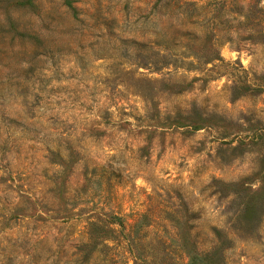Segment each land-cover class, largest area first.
Segmentation results:
<instances>
[{
  "label": "rangeland",
  "instance_id": "obj_1",
  "mask_svg": "<svg viewBox=\"0 0 264 264\" xmlns=\"http://www.w3.org/2000/svg\"><path fill=\"white\" fill-rule=\"evenodd\" d=\"M242 84L263 87L236 95ZM192 108L224 127L156 122ZM261 133L264 0H0V264H79L108 211L142 228L152 264L186 262L185 220L200 251L226 234L223 264H264V197L241 230L238 199L213 183L263 186L264 137L238 140Z\"/></svg>",
  "mask_w": 264,
  "mask_h": 264
},
{
  "label": "trees",
  "instance_id": "obj_2",
  "mask_svg": "<svg viewBox=\"0 0 264 264\" xmlns=\"http://www.w3.org/2000/svg\"><path fill=\"white\" fill-rule=\"evenodd\" d=\"M216 58L220 59L219 54H216V56L208 57L210 61H213ZM142 61H144L143 65L153 64L155 70H160L161 64L163 65L164 60L154 59L149 61L148 59H143ZM157 81L158 80H154V82ZM151 82L152 81L146 82L147 87L142 88L141 93L144 101L150 103L151 105H154L158 103L154 100V88H149ZM165 87H167L169 91H173L175 88L179 87L178 90L176 89L175 93H179L183 90L180 84H165ZM262 87V84H257L254 86L252 84H242L239 87L234 86V93L236 95H243V93L247 94L251 92L260 91ZM164 91L165 90H163L162 92L164 93ZM155 113L157 116L159 111L157 113L156 110ZM158 117L159 116L155 117L157 118L156 122L160 123L161 125H164L165 123L171 120L173 123H175L174 125L185 127V129L190 132L206 126L220 129L221 127H224L225 124L223 123L225 120L222 117L217 116L215 114H202L201 111H198L195 108H192L191 113H188L187 115L178 113L175 117L166 116L162 120H160V118ZM137 120H140V118H138ZM107 121H110L113 124L116 123L113 122V120ZM122 122L124 124H129L128 120H122ZM238 132V130L230 134H225L224 132V135L225 137L231 135L232 137H235L238 135ZM263 137L264 133H261L257 136L253 135L239 137L238 140L239 144L241 145H250L257 144L259 140L263 139ZM55 156L58 158H62L59 152H56ZM54 162L58 163L56 161ZM262 165V180L264 182V158L262 159ZM213 183L215 186L220 187L221 191L222 189H224V191L226 192L231 190V192L228 193L238 199L237 207L234 212L236 223H238L239 228L241 230H244L245 228H251L252 226L250 222L255 223L261 211V204L259 203V200L264 197V184L260 189H252L249 184V181L245 182V179L244 181L240 182V185L239 183H227L221 180H213ZM100 216L102 217H98L96 218V220H92L88 223L87 240L84 243L80 244L77 250V254L79 255L76 260L79 264H89L94 255L98 253H103L105 250H108V256L104 258L106 259L105 264H124V261L126 260L123 259L125 258V254L122 255V248L129 249V252L131 253L133 258V264H152L143 256V248L137 242L138 235L134 236V232L141 233L142 228L138 227L136 224L132 225L127 223L124 216H121L112 211L104 212V214ZM177 229L179 230L178 246L180 250L185 254L184 256H186L187 259L186 262L183 264H223V254L226 249L224 247V243L226 242L227 238L224 232L216 230L217 243L209 250L200 251L197 248L195 241L191 237V226L187 222V220L179 224ZM121 240L124 241L126 244H121L120 242L118 243L117 247H112L117 244L114 242H118ZM111 243H113L114 245H111ZM95 262L96 261H94L93 264H95Z\"/></svg>",
  "mask_w": 264,
  "mask_h": 264
}]
</instances>
